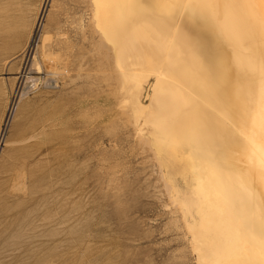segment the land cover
I'll return each mask as SVG.
<instances>
[{"label":"rangeland","instance_id":"obj_1","mask_svg":"<svg viewBox=\"0 0 264 264\" xmlns=\"http://www.w3.org/2000/svg\"><path fill=\"white\" fill-rule=\"evenodd\" d=\"M90 5L0 0V264H264V223L216 205L205 222L188 147H157L165 64L100 39ZM154 16L148 44L201 23Z\"/></svg>","mask_w":264,"mask_h":264},{"label":"bare ground","instance_id":"obj_2","mask_svg":"<svg viewBox=\"0 0 264 264\" xmlns=\"http://www.w3.org/2000/svg\"><path fill=\"white\" fill-rule=\"evenodd\" d=\"M89 1L96 26L103 29L100 39L124 48V57L149 47L142 61L165 64L150 107H159L160 127L172 128L169 139L157 147L167 162L174 157L168 154L171 144L180 140L188 147L185 167L197 175V192L208 204L205 222L220 206L223 214L232 212L243 220L252 216L264 223V0ZM180 8L201 20L194 34L182 32L176 43L170 36L168 46L142 39L140 30L152 25L157 11L172 17ZM182 52L184 58L179 56ZM51 65L52 75L68 73Z\"/></svg>","mask_w":264,"mask_h":264}]
</instances>
